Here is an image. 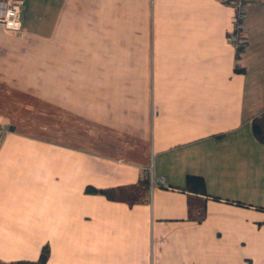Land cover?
Returning a JSON list of instances; mask_svg holds the SVG:
<instances>
[{"label":"crops","instance_id":"obj_1","mask_svg":"<svg viewBox=\"0 0 264 264\" xmlns=\"http://www.w3.org/2000/svg\"><path fill=\"white\" fill-rule=\"evenodd\" d=\"M17 1L23 32L0 26V264L45 247L46 264H264V0ZM63 38L90 42V141L41 122ZM150 165L162 183L142 193Z\"/></svg>","mask_w":264,"mask_h":264},{"label":"rangeland","instance_id":"obj_2","mask_svg":"<svg viewBox=\"0 0 264 264\" xmlns=\"http://www.w3.org/2000/svg\"><path fill=\"white\" fill-rule=\"evenodd\" d=\"M77 31L73 30L72 35L76 36ZM58 47L62 48L61 55H46L47 65L58 62L62 67L59 71H46L47 78H56L60 80V84L48 86L46 102L39 104L46 106L47 118L41 119L48 132L45 137L51 135L48 137L52 139L64 138L71 131L74 139L87 138L90 141V42L81 38H63ZM56 96L59 100L63 98V102H55ZM58 106L62 111L59 114L56 112V109L59 110ZM57 128L61 129L58 135L55 132ZM64 131L68 133L65 134Z\"/></svg>","mask_w":264,"mask_h":264},{"label":"trees","instance_id":"obj_3","mask_svg":"<svg viewBox=\"0 0 264 264\" xmlns=\"http://www.w3.org/2000/svg\"><path fill=\"white\" fill-rule=\"evenodd\" d=\"M236 1V0H232ZM253 130L256 138L264 143V115L261 117H258L253 122ZM149 176L145 177L141 181L140 190L141 192H145L147 187L149 186ZM186 190H189L194 193L199 194H207V188H206V181L204 177L199 175H188L186 178ZM87 193H102L105 194L109 199L111 200H121L126 201L127 199L123 198L121 193L119 191L114 190H102L97 189L92 186H88L86 188ZM49 258V250L47 247H45L42 251V254L38 261H16L12 262L11 264H46L47 260Z\"/></svg>","mask_w":264,"mask_h":264},{"label":"built area","instance_id":"obj_4","mask_svg":"<svg viewBox=\"0 0 264 264\" xmlns=\"http://www.w3.org/2000/svg\"><path fill=\"white\" fill-rule=\"evenodd\" d=\"M239 7L242 5V1H237ZM242 12H239V19L242 18ZM240 25V24H239ZM238 25V30L240 26ZM0 26L11 33L20 34L23 32L24 28L22 25V4L17 0H0ZM237 43V39L233 40ZM147 174L150 180L151 189L156 185L162 183V180L158 179L154 175L153 165L147 168Z\"/></svg>","mask_w":264,"mask_h":264}]
</instances>
